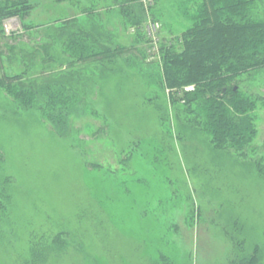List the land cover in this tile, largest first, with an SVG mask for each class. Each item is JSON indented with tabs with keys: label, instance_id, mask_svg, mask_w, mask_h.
I'll return each mask as SVG.
<instances>
[{
	"label": "rangeland",
	"instance_id": "374dc122",
	"mask_svg": "<svg viewBox=\"0 0 264 264\" xmlns=\"http://www.w3.org/2000/svg\"><path fill=\"white\" fill-rule=\"evenodd\" d=\"M32 1L24 20L32 29L3 23L16 37L11 71L28 54L36 72L73 70L68 36L58 38L73 21L69 33L92 25L106 45L132 51L113 72L74 66L88 76V93L77 97L66 137L36 106L24 109L0 89V264H34L43 251V264H243L254 254L264 264V175L215 149L196 112L173 104L161 86L158 45L176 42L198 0H142V39L116 0ZM44 51L54 58L50 70ZM242 78L244 93L264 98V68ZM258 107L253 156L264 165Z\"/></svg>",
	"mask_w": 264,
	"mask_h": 264
},
{
	"label": "trees",
	"instance_id": "16d2710c",
	"mask_svg": "<svg viewBox=\"0 0 264 264\" xmlns=\"http://www.w3.org/2000/svg\"><path fill=\"white\" fill-rule=\"evenodd\" d=\"M141 1L114 2L128 19L129 27L135 28L137 39L143 38L138 30L145 23ZM263 1L198 0L196 12L190 16V26L182 31L174 44L163 41L155 52L161 67V86L172 96L171 102H182L190 112H196L201 131L215 149L229 150L241 160L253 161L262 175V157L260 160L256 156L254 158L253 143L258 134L255 111L259 104L264 107V98L244 93L239 84L246 81L242 77L250 79L264 68V9L259 7ZM33 7L32 0H0V89L24 109L36 106L45 120L61 128L58 133L62 137L70 130L67 131L65 125H71L77 97L88 93V76L84 69L81 71L74 66L85 63L113 72L117 61L126 58L132 50L106 45L94 34L95 29L91 30L92 25H89L90 30L79 25L69 33L76 26V21L70 23V28L65 21V29L59 28L58 38L64 36L62 34L68 36L67 45H71L72 50L68 47L69 51L65 52L70 59L68 65L73 70L51 76L50 71L36 72L35 57L31 53L32 56L28 54V57L25 55L20 59L23 69L15 73L10 68L18 55L14 44L8 43L16 39L13 36L15 32L10 31L11 34L7 35L3 23L19 19L25 31L32 29L24 20ZM151 7L148 6L147 10ZM3 47H6V52L1 50ZM44 52L46 57L41 61L50 70L48 64L54 58L49 59L48 51ZM103 122L97 129L98 133L104 129L105 120ZM119 160L122 164L129 161L128 158ZM5 204L0 198V219L4 216ZM33 254L34 264H43L49 256L47 251ZM256 262L258 259L254 254L243 264Z\"/></svg>",
	"mask_w": 264,
	"mask_h": 264
}]
</instances>
